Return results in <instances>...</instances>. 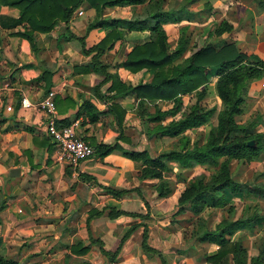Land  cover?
Instances as JSON below:
<instances>
[{
    "label": "crops",
    "instance_id": "crops-1",
    "mask_svg": "<svg viewBox=\"0 0 264 264\" xmlns=\"http://www.w3.org/2000/svg\"><path fill=\"white\" fill-rule=\"evenodd\" d=\"M262 1L260 14L256 15L257 8L255 12L249 7L253 14L245 15V20L244 14L241 19L235 13L228 15L215 8L216 13L210 14L203 24L208 41L229 39L242 52L264 61ZM241 9L248 14L246 8ZM18 14L17 9L0 6L2 16L17 18ZM222 20H227L233 30L216 37L213 28ZM235 22L241 25L235 27ZM87 24L88 21L84 23L75 17L68 25L60 23L50 34L37 35L36 51L28 40L16 34L23 32L22 26L0 28V256L17 264H206L203 254L214 253L218 246L191 237L190 226L185 222V218L192 216L190 207L184 214L173 211L183 190L159 197L158 180H140V163L124 156L126 151L145 148L152 154L162 153L165 141L171 138L149 136L148 128L155 124L139 114V102L130 96L117 102L125 112L119 127L115 115L106 112L113 103V93L107 91L110 82L96 93L92 88L102 77L94 73L93 66H89V72L74 70V66L88 63L91 56L82 53L79 41L66 38L64 29L81 37ZM105 33L103 29L91 32L87 46L95 44ZM178 36L179 33L177 39ZM147 38V32L126 35L125 40L101 57L108 66L107 72L118 75L126 84L150 82L152 74L147 70L131 73L117 67L135 43ZM212 80L215 90L217 77ZM48 89L56 93L59 125L62 121L78 120V132L87 142L119 147L102 160L93 155L76 167L60 163L52 138L46 133V114L36 106ZM185 99L183 96L182 109L165 119L164 124L184 114L188 103ZM249 99H259L257 102L264 105V75L252 83ZM23 100L29 103L28 107L23 106ZM86 100L104 112L95 123L79 114ZM155 105L165 108L170 102L150 101L148 111L154 112ZM6 106L12 110L6 111ZM214 118L217 119L216 115L210 122ZM259 128H264V115L257 131ZM182 170L187 171L178 168L179 172ZM170 174H165L166 179L170 180ZM105 187L132 191L116 199ZM108 208L135 215L110 218ZM91 210L102 214L90 216ZM131 228L134 229L121 244ZM144 232L148 252L142 248ZM79 242L87 248L85 253L77 246ZM101 249L111 254L118 250L113 263Z\"/></svg>",
    "mask_w": 264,
    "mask_h": 264
},
{
    "label": "trees",
    "instance_id": "trees-1",
    "mask_svg": "<svg viewBox=\"0 0 264 264\" xmlns=\"http://www.w3.org/2000/svg\"><path fill=\"white\" fill-rule=\"evenodd\" d=\"M199 1L201 0H185L177 8L166 9V0H0V6L11 7L19 12L17 18L0 15V28L15 29L22 26L23 32L16 34L28 40L33 51H36L37 35L50 34L60 23L68 25L76 12L82 8L93 9L94 17L88 22L84 36H77L67 28L64 29L67 33L65 37L79 41L82 53L91 56L88 63L74 66V70L89 72V66H93L94 73L102 77L92 88L96 93L110 82L107 91L113 93L110 96L113 103L106 112L115 115L119 127L123 125L125 112L117 102L130 96L138 100L139 114L147 116V121L155 124L148 128L151 138L179 139V147L159 154H152L147 148L124 152L126 158L140 163L139 179L158 180L157 191L159 197H162L172 191V188H168L170 180L165 177L167 172L172 171V165L185 170L198 165L213 167L211 173L195 176L182 191L175 213L184 214L187 207H190L192 216L197 217L207 209H220L224 212V217L213 229L199 225L194 231L193 236L198 242L218 246L214 253L203 254L206 264H264V244L259 246L256 254L250 255L242 241L232 239L237 233L253 232L262 226L264 211L260 204L253 203L244 215L235 217L236 209L231 202L233 197L239 195L264 201V183L237 181L232 172V162H252L264 150V134L256 131L262 123V115L256 114L244 123L237 120L246 112L252 83L259 81L264 75V61L243 53L234 43H209L204 46L192 44L188 25L180 27L177 42L172 47L164 25L180 24L188 19L192 14L190 7ZM127 6L146 8L141 15L130 18H110L103 15L108 8ZM204 7L208 10L212 8L208 2L204 3ZM102 29L107 30L105 35L92 46H87L89 34ZM232 30L233 26L227 20H222L214 26L213 33L214 36L220 37ZM132 32H147L148 38L135 43L117 67L131 73L143 70L151 72L150 82H140L137 85L126 84L118 75L109 74L108 66L101 61L106 51L113 49L116 42ZM46 74L47 72L42 77L46 78ZM210 75L217 77L215 89L221 101L220 108L217 105L206 107L201 103L207 97L206 85L210 81ZM48 92L49 89L46 94ZM187 95L195 99L189 110L164 124L165 119L182 109L183 96ZM155 100L169 101L170 105L165 108L155 105L154 112H149L147 105ZM55 102L58 107L56 98ZM80 111L79 114H84L89 123L97 122L100 114L104 113L89 100L84 101ZM215 115L217 123L210 129L205 142L197 139L191 142L190 138L185 136L186 132L208 124ZM62 122V125L70 124ZM250 141H254L255 146L248 145ZM88 143L94 148V155L101 160L119 147L117 144L112 146L95 141ZM260 176H264V172L258 174V177ZM105 191L114 198L121 199L128 196L132 190L105 187ZM108 209L110 218L135 215L114 208ZM90 213V216L102 214L98 210H91ZM133 229L126 233L121 244ZM146 240L144 232L142 248L148 252L150 248ZM77 246L82 253L87 251L80 242ZM101 252L111 257L110 263H113L118 250L113 254L103 249ZM0 264L17 262L0 256Z\"/></svg>",
    "mask_w": 264,
    "mask_h": 264
},
{
    "label": "rangeland",
    "instance_id": "rangeland-1",
    "mask_svg": "<svg viewBox=\"0 0 264 264\" xmlns=\"http://www.w3.org/2000/svg\"><path fill=\"white\" fill-rule=\"evenodd\" d=\"M260 1L262 0H201L193 4L190 7L192 14L184 22H181L180 24L168 23L164 25V28L166 29L170 37V44L172 47L174 46V44L177 42L176 40H177V35L179 33L180 27L188 24V22H190L191 24L188 26L190 28L189 31L192 34L191 35L192 44H196L197 46H204L206 44L212 43V41L210 42L208 41L206 30L203 31L204 29L203 24L206 23V20H207L205 19L206 17H209L210 14L216 13L215 8L220 9L221 11H223L225 14L227 13L228 15L230 14V12H232L233 14L235 13V16L237 17V15H239L241 16V19H242V15L244 14V20H245V17H246L245 15L251 16L253 14V11L249 9V7L253 8L255 12L257 8L256 15L260 14V11L262 9L261 6L259 5ZM184 2L185 0H166L165 8L166 9L173 8V7L177 8ZM205 2H208L209 4H211L212 6L211 10H208L207 7L206 8L204 7ZM245 5L248 7H245ZM145 8L146 6H137V7L127 6L123 8L113 7V8L106 9L103 15L105 17H110V18L112 17L130 18L134 15H141ZM241 8H244V9L246 8L248 14H246L244 10H242ZM80 12H83V14L80 15ZM75 17L79 18L81 22H84V23L86 21L90 22V20L94 17V11L93 9L82 8L81 10L76 12L73 18ZM235 23H236L235 27H237L239 23L238 22H235ZM240 25L241 24H239V26ZM123 40H125V38ZM216 40L217 39H215V41ZM118 43L119 42L115 43L114 48L116 47ZM222 43H234V42L228 39V40H221L218 43H212V44L221 45ZM236 47L239 49L237 45ZM108 52L109 51H106V53ZM250 56L257 57L256 55H250ZM213 77L214 75H210V81L207 86V97L202 101V104L206 107H212V106L217 105L218 108H220L221 101L216 96V91H215L216 89L214 90V87H213V80H212ZM185 98H186L185 100L188 103L186 104V108L184 109L183 113H186L189 110V108L191 107V105L193 104L195 100L193 96L191 97V95H187L185 96ZM258 100L259 99H257L256 101L252 99L247 100V102L249 103V106L247 107L245 114L237 118V120L240 123H244L252 119L254 111L256 112V114L259 113V115H262V116L264 115V105H261V103L257 102ZM158 101H162V100H158ZM159 104H161V102H159ZM148 107L150 110L151 107L150 106ZM216 123H217L216 119L214 118L211 122H209L205 126L186 132L185 136L189 137L191 141H194L197 139V140H200L201 142H205L206 136L208 135L210 129L214 127ZM257 132H261L264 134V128L263 129L259 128ZM177 147H179V139L171 138L169 142L165 141L164 151L165 150L168 151V150H171ZM172 166H173L172 167L173 169L171 171V174L168 177L171 180V188H172L171 195L176 191L181 192L182 190H184L190 184V182L194 179L195 176L202 174V173L209 174L213 171V167L211 166H199L198 165L192 169H188L185 172L184 170L179 172L177 166H174V165ZM232 172H233V176L235 177L237 181H242V182L255 181V182L264 183V176L258 177V174L264 172V150L257 157V159H255L252 162H245V161L232 162ZM231 202L234 204L235 209H236L235 217H240L244 215V213L248 210L250 204H253V203L260 204L262 210L264 211V201L251 197V196H247V195L235 196L232 198ZM176 209L177 208L175 206V209L173 211H175ZM223 217H224V212L222 210L207 209L199 217L189 216L188 218H185V222L189 224L190 226L189 232L190 234L192 233L191 237L195 238V236L193 235H194V231H196L197 226L203 225L205 227L213 229L214 226L219 221H221ZM232 239L242 241L243 244L248 248V252L250 255L256 254L258 252L259 246L264 244L263 242L264 224H262V226H259L253 232L246 231L244 233H237L236 235L233 236Z\"/></svg>",
    "mask_w": 264,
    "mask_h": 264
},
{
    "label": "built area",
    "instance_id": "built-area-1",
    "mask_svg": "<svg viewBox=\"0 0 264 264\" xmlns=\"http://www.w3.org/2000/svg\"><path fill=\"white\" fill-rule=\"evenodd\" d=\"M82 14L83 12H80V15ZM55 97V91H49L38 101L36 106L46 114V133L52 138L56 149L57 160L60 163H66L76 167L94 155V148L78 132L80 128L78 120L68 125L58 124L59 119ZM23 106L28 107L29 103H25V100H23ZM5 110L10 112L12 107L6 106Z\"/></svg>",
    "mask_w": 264,
    "mask_h": 264
},
{
    "label": "water",
    "instance_id": "water-1",
    "mask_svg": "<svg viewBox=\"0 0 264 264\" xmlns=\"http://www.w3.org/2000/svg\"><path fill=\"white\" fill-rule=\"evenodd\" d=\"M248 145H250V146H255V143H254V141H250V142H248ZM13 172H15V171L13 170ZM13 172H11V174H12ZM16 172H17V170H16ZM12 176H13V175H12Z\"/></svg>",
    "mask_w": 264,
    "mask_h": 264
}]
</instances>
